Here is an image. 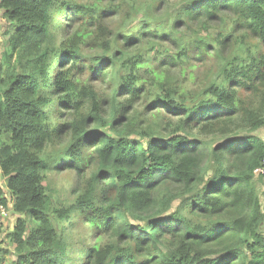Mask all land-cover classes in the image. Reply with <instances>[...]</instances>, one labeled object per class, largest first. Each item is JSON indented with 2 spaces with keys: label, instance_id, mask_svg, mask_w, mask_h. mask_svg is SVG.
<instances>
[{
  "label": "trees",
  "instance_id": "obj_1",
  "mask_svg": "<svg viewBox=\"0 0 264 264\" xmlns=\"http://www.w3.org/2000/svg\"><path fill=\"white\" fill-rule=\"evenodd\" d=\"M0 10L14 264H264V0ZM52 172H78L82 190L55 197ZM78 223L92 232L75 240Z\"/></svg>",
  "mask_w": 264,
  "mask_h": 264
},
{
  "label": "rangeland",
  "instance_id": "obj_2",
  "mask_svg": "<svg viewBox=\"0 0 264 264\" xmlns=\"http://www.w3.org/2000/svg\"><path fill=\"white\" fill-rule=\"evenodd\" d=\"M67 24H68V20L63 24L65 30L67 29ZM7 26H8L7 21L4 18V11L0 10V47L6 41V38H4L3 34L5 32V29H7L6 28ZM56 70L57 67L53 69V72H55ZM188 87L194 88L191 82L188 83ZM259 136L262 139H264V128L259 131ZM1 180L4 181L3 186L6 187L5 178H1ZM254 182L258 188L261 201L264 206V175L259 176L258 178L256 177ZM83 183H84V179L80 177V174L78 172H64V173L52 172L48 179L47 185L54 192L55 197L67 198L68 200H70L74 198V192L72 193V191L82 190ZM5 211L7 212V216L4 218L2 227L0 228V248H1L0 257L1 255H5L6 252H9L10 254L6 256L5 259H3L4 260L3 263L14 264V262H16L17 260L16 250H15V245L11 243L9 236L13 228L15 227L17 219L22 218L23 216L15 214L10 208L9 209L5 208ZM82 226L83 225L79 223L77 224L76 226L77 228L75 231V237H76L75 240H77L78 236L83 237L85 234L89 235L92 232V229H89L88 227L83 228ZM83 255L84 254L82 253L80 257H82Z\"/></svg>",
  "mask_w": 264,
  "mask_h": 264
},
{
  "label": "built area",
  "instance_id": "obj_3",
  "mask_svg": "<svg viewBox=\"0 0 264 264\" xmlns=\"http://www.w3.org/2000/svg\"><path fill=\"white\" fill-rule=\"evenodd\" d=\"M255 173H256L257 176H263L264 175V161H263L262 166L260 168H258L255 171ZM1 178H3V177H2V172H1V169H0V186H2L3 183H4V181H2ZM0 211H1V214H0V228H1L4 218L7 216V212L5 211L4 206H0ZM0 264H3L1 262V257H0Z\"/></svg>",
  "mask_w": 264,
  "mask_h": 264
}]
</instances>
